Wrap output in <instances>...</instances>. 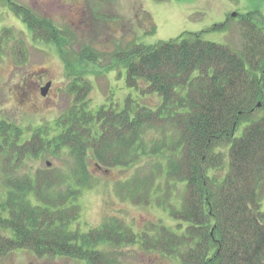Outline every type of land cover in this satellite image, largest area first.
I'll list each match as a JSON object with an SVG mask.
<instances>
[{"label":"trees","instance_id":"1","mask_svg":"<svg viewBox=\"0 0 264 264\" xmlns=\"http://www.w3.org/2000/svg\"><path fill=\"white\" fill-rule=\"evenodd\" d=\"M4 2L34 39L55 45L79 73L81 64H73L49 18ZM236 22L237 51L182 32L112 53L110 66H124L128 84L154 97L153 105L128 95L121 108L110 102L90 110L89 85L77 75L72 104L52 128L23 137L18 125L0 120V256L26 249L83 264H122L103 250L111 244L137 245L178 264H264V14L239 13ZM10 37L0 30V50ZM22 47L15 43L18 52ZM95 57L84 49L79 58ZM44 151L67 152L73 166L22 172ZM89 158L104 168L135 166L117 185L119 196L166 209L174 225L158 220L134 230L109 218L83 230L77 198L91 186ZM224 163L226 170L213 175Z\"/></svg>","mask_w":264,"mask_h":264},{"label":"rangeland","instance_id":"2","mask_svg":"<svg viewBox=\"0 0 264 264\" xmlns=\"http://www.w3.org/2000/svg\"><path fill=\"white\" fill-rule=\"evenodd\" d=\"M12 1L49 18L63 32L65 48L73 64H81L76 70L79 73L72 72L56 46L34 39L20 16L0 0V30L6 28L11 31V37L0 50V120L18 125L23 130V137H28L37 127H53L54 120L72 104L74 92L70 91V83L77 75H82L79 80L89 85L85 98L90 110L110 102L121 108L128 95L153 105L154 97H144L137 88L128 84L124 66H110L111 55L116 50L125 49L132 42L154 44L182 32H200L203 39L237 51L240 47L237 14L251 10L264 14V0ZM19 40L23 47L18 52L15 43ZM84 49H90L96 55L93 61L80 60ZM47 81H50V86L42 96L40 87ZM220 149L226 152L225 147ZM87 162L91 186L77 198L83 230L98 227L109 218H117L134 230L158 220L174 225L166 209L135 204L119 196L117 185L131 176L135 166L104 168L92 158ZM72 166L67 152L53 155L44 151L38 157L29 158L22 172L45 168L68 171ZM225 170L224 163L213 171V175H220ZM261 209L264 210V194ZM103 250L122 264H178L137 245L106 244ZM0 264H83V261L63 256H36L29 250L16 249L0 256Z\"/></svg>","mask_w":264,"mask_h":264},{"label":"water","instance_id":"3","mask_svg":"<svg viewBox=\"0 0 264 264\" xmlns=\"http://www.w3.org/2000/svg\"><path fill=\"white\" fill-rule=\"evenodd\" d=\"M235 13H232L231 15L234 16ZM50 86V81H47L43 86L40 87V94L42 96H45ZM48 164V163H47Z\"/></svg>","mask_w":264,"mask_h":264}]
</instances>
